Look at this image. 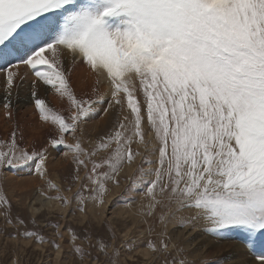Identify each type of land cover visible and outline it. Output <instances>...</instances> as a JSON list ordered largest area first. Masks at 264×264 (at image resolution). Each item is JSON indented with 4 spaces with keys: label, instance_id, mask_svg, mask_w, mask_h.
<instances>
[{
    "label": "snow or ice",
    "instance_id": "snow-or-ice-1",
    "mask_svg": "<svg viewBox=\"0 0 264 264\" xmlns=\"http://www.w3.org/2000/svg\"><path fill=\"white\" fill-rule=\"evenodd\" d=\"M77 68L91 80L90 92L73 88ZM29 78L30 100L49 136L28 151L16 124L0 139V179L5 170L27 167L43 181L41 197L61 210L75 202L81 223H90L91 203L105 227L81 234L57 222L55 238L46 239L26 227V203L13 218L0 184V236L14 242L10 250L5 243L6 264H33V243L41 252L50 244L56 264H77L67 259L73 254L78 264H140L141 257L143 264H229L216 255L225 250L221 241L229 249L243 244L251 264H264V0H0L9 120L13 95ZM41 82L67 101V115L40 98ZM97 114L105 128L92 138L84 126ZM50 150L70 161V196L49 175ZM125 168L131 174L121 201L131 208L138 195L134 215L143 224L154 220L135 238V224L124 231L103 216L109 184L119 188ZM45 206L31 209L33 224ZM170 225L185 231L176 235ZM197 231L210 239L193 255L184 245ZM214 244L220 246L212 251Z\"/></svg>",
    "mask_w": 264,
    "mask_h": 264
},
{
    "label": "rangeland",
    "instance_id": "rangeland-1",
    "mask_svg": "<svg viewBox=\"0 0 264 264\" xmlns=\"http://www.w3.org/2000/svg\"><path fill=\"white\" fill-rule=\"evenodd\" d=\"M81 68H77L75 72L71 76V81L73 88L75 89L77 95H81L83 92H90L91 90V80L85 81L84 77L83 80L85 82H89V85L82 88L79 87V85L76 83L75 73L76 71ZM31 78H29V81H26L23 86L19 87L17 89L18 95L14 93L13 95V119L9 120L7 117L3 115V85L2 81H0V139L9 136L12 128L19 124V126L24 129L25 135L22 140H20V146L22 148H26L28 151H31L33 148L39 149L41 146H43L49 136L50 128L47 125L42 124L38 119V114L34 111V106L30 100V84ZM38 94L40 98L45 99L46 103L57 112L63 111L64 115H67V112L64 111L67 109V101L61 100L58 94L55 93V90L51 89L50 86L43 85L42 83H38L37 87ZM27 99L29 101L27 107L30 108V112L26 115H23L22 113L18 112V107L16 106L18 101L20 99ZM15 101V102H14ZM106 105V103L102 106H98V113L99 109L103 108ZM24 116V117H22ZM99 121V123H97ZM103 122L104 120L100 119V115H94L90 120H88L87 124L84 126L86 135L91 136L92 138H95V136L99 133L104 131L103 128ZM34 123V126L36 130L38 131L35 136V134L32 136L30 135V126ZM105 124V123H104ZM29 130V131H28ZM135 147V146H134ZM54 158V159H53ZM48 162H52L53 168L56 170L55 174L57 176V180L59 184H61L62 188L65 189L64 194L65 195H71V193H68L66 191L69 184H71L70 180H66L68 177V173L71 169V164L69 160H65L62 157V151L57 152L54 150H50V159ZM137 163H139V159H137ZM50 166V165H49ZM48 166V167H49ZM135 167V165H133ZM146 167V165H145ZM49 170V168H48ZM128 174H131V169L125 168L124 172L121 173L120 179V187L117 188L112 184H109L110 192L105 197L106 199V205H105V211L103 213V216L106 219H111L113 221V224L117 226L118 228H122L124 231H127L128 228H132L133 224L136 225L135 228H133V232L130 233V235L135 237H139L141 233L146 232V229L149 227V225L154 223V220L152 218H148V223L143 224L140 223L139 219L134 215L136 211L137 204L139 203V196H135L136 203H133L131 208H126L124 206L123 201H121V197L126 196L125 189L128 187V182L126 181V176ZM10 178L11 182L8 183V179ZM32 183L33 187L36 186L35 190L33 191V196H36L37 198L42 200L43 204H46L47 201L46 198L41 197L39 194V189L41 186H43V181L36 176L31 175L29 169L27 167L16 169V170H5L4 172V178L0 179V184H3L9 198L12 200L13 208H12V215L13 218H15V215L17 211L20 209L22 203L26 202V207L21 212V218L25 219V225L28 228V230L38 231L40 234L44 235L46 239H53L55 229L51 227L52 224H55L59 222L62 226H71L74 228L77 233H83L84 230L88 227H91L94 232L96 233H103L104 232V225L99 224L97 222V219L93 216V205L91 203H88L86 205L87 208V217L88 221L90 223H81V219L84 216L81 212L78 211L77 205L75 202H73L70 207L66 210H61L58 207L59 202H50V207L45 206L42 208V211L37 213L35 215V224L31 222L32 220V212L30 210L29 202L30 199L25 198L24 189L19 188L17 186H11V184L15 185H23L26 183ZM25 186V185H23ZM22 187V186H21ZM39 189L37 190V188ZM13 190V192H11ZM22 190V191H20ZM72 190L73 192L76 191V186L72 184ZM13 193V194H11ZM16 194V195H15ZM51 195H55V192L49 193ZM23 195V197L21 196ZM20 196V197H19ZM22 197V198H21ZM20 200H19V199ZM23 199V200H22ZM23 201L21 204H17V201ZM29 206V207H28ZM34 207H41V205L37 202V205H34ZM64 211L66 214L61 217L60 212ZM126 224V226H125ZM5 227L3 218L0 217V228ZM24 226H21V230H23ZM8 231L14 232L15 230L12 229L10 226L7 228ZM65 228L62 227L61 231H64ZM169 230L173 231L174 234L178 235L180 232H183L185 230L183 229H177L174 225L169 226ZM157 231H159V228H157ZM118 239H123V233L118 232ZM210 238L205 237L203 232H192L189 236L186 238L185 247L189 248L190 251L193 252V255L199 250L202 249V246L205 244L206 240ZM57 243H60L62 245H67V240H56ZM5 243H7L8 249L10 250L13 246L12 241L8 240L6 241L4 236H0V262H3V264H6V257H4L3 253L5 251ZM230 242L228 241H221L220 244H224L226 247V250L224 253L220 256L229 257V264H233L237 261L235 257L231 258L233 256V253H231V250L227 248V245ZM82 247L86 248L88 247L87 242L83 243L81 245ZM219 244L211 245L210 248H219ZM246 252L247 256L241 257L243 261L237 263V264H246L244 260H251L250 253L244 248L243 244L237 245ZM43 252L40 251V248L36 246L33 243L32 248L28 250V255L33 258V264H56V256H55V250L51 247L50 244L43 245ZM139 251V249H137ZM65 252H67V247L65 248ZM49 253L50 258H49ZM235 253V252H234ZM65 253L61 254V259H65ZM75 258L77 260L78 264V257H74V254L72 256H68L67 259H73ZM135 260V257H133ZM140 264H143V258L140 259ZM236 264V263H235ZM247 264H251V261L247 262Z\"/></svg>",
    "mask_w": 264,
    "mask_h": 264
},
{
    "label": "bare ground",
    "instance_id": "bare-ground-1",
    "mask_svg": "<svg viewBox=\"0 0 264 264\" xmlns=\"http://www.w3.org/2000/svg\"><path fill=\"white\" fill-rule=\"evenodd\" d=\"M83 68H81V70L80 69H78L77 71H76V73H75V78H76V83L79 85V87H82V88H84V87H86V86H88L89 85V82H85L84 80H83ZM42 83V82H41ZM15 102V101H14ZM28 103H29V101L27 100V99H24V98H22V99H20L19 101H18V103H17V107H18V112H20V113H22V111H23V115H26L27 116V114L31 111L30 110V108L29 107H27V105H28ZM107 106V104L104 106V107H106ZM30 110V111H29ZM22 117H24V116H22ZM106 120H110L111 118L110 117H106L105 118ZM105 120H104V122H103V128H105ZM29 131V130H28ZM37 130H36V128H35V126H34V123H32L31 124V126H30V135H34L35 134V136L36 135H38L37 134ZM53 164L54 163H50V162H48V165H47V167L49 168V175L53 178V179H56V182H58V180H57V176H56V170L53 168ZM37 177V176H36ZM38 178V177H37ZM9 182H11V180H10V178L8 179V183ZM23 185H25V186H23ZM21 184V185H15V184H11L10 185V187L11 186H17V187H19V188H23L24 189V192H25V194H24V196H25V198H27V199H30V202H29V206H30V210L29 211H31V209L33 208V206L34 205H37V202L40 204V205H42L43 204V202H42V200H40L39 198L40 197H36V196H33V194L35 193H33V191L35 190V188H36V186L35 187H33V185H32V183H26V184ZM22 186V187H21ZM39 189V187L37 188V190ZM20 191H22V190H20ZM39 191V190H38ZM11 192H13V190L11 191ZM11 194H13V193H11ZM16 195V194H15ZM35 195V194H34ZM22 197H23V195H21ZM20 197V196H19ZM21 197V198H22ZM19 199V198H18ZM20 200V199H19ZM23 200V199H22ZM23 201H21V203H22ZM34 202V203H33ZM26 202H24V204H25ZM23 204V203H22ZM51 203L50 202H47L46 204H44V205H50ZM28 206V207H29ZM228 248V247H227ZM212 251H215V249H217V248H214V247H212V248H210ZM225 250H226V247H225ZM224 250V251H225ZM231 250V253H233V256H231V258H233V257H235L236 259H237V261L236 262H234L233 264H237V263H239V262H241V261H243L242 259H240L241 257H244V256H247L248 257V255L246 254V252L243 250V248H241V247H239V246H237V247H235L234 249H230ZM224 251L223 252H217L216 253V255H222L223 253H224ZM235 252V253H234ZM249 258V257H248ZM245 262H249V261H251V260H244ZM230 263V262H229Z\"/></svg>",
    "mask_w": 264,
    "mask_h": 264
}]
</instances>
